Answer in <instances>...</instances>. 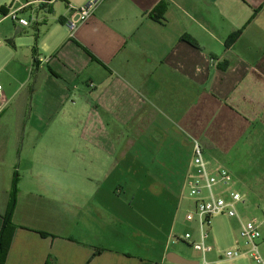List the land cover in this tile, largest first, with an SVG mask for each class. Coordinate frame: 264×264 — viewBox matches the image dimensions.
I'll return each instance as SVG.
<instances>
[{
	"label": "crops",
	"instance_id": "1",
	"mask_svg": "<svg viewBox=\"0 0 264 264\" xmlns=\"http://www.w3.org/2000/svg\"><path fill=\"white\" fill-rule=\"evenodd\" d=\"M28 1L0 0V192L18 176L6 264H200L170 248L197 229L193 142L212 171L250 156L264 126V0H103L72 35L70 6L88 0L26 6L24 27L8 13ZM164 199L165 237L146 215L160 218Z\"/></svg>",
	"mask_w": 264,
	"mask_h": 264
},
{
	"label": "built area",
	"instance_id": "2",
	"mask_svg": "<svg viewBox=\"0 0 264 264\" xmlns=\"http://www.w3.org/2000/svg\"><path fill=\"white\" fill-rule=\"evenodd\" d=\"M55 0L28 1L20 8L9 7L8 17L21 26H28L29 21L18 17V12L29 5L50 4ZM103 0H88L81 7L70 6L71 15L66 20V26L71 35L96 11ZM2 85H0V113L6 106L1 99ZM232 174L226 168L212 171L205 157L204 148L197 140L193 142V155L188 174L185 178L184 189L188 196L193 199V209L188 211L187 220L197 223L198 238L194 239L191 232H186L182 239L194 251L200 255V264H215L210 255L215 251L214 245L209 242L211 238L212 218L218 215H226L236 218L240 225V237L244 241L245 249L235 247L227 250L219 258L234 260L236 258H249L254 264H264L262 251L264 229V205L260 207L261 216H252L244 220L238 205L245 201V195L238 191L218 190L219 187H227L232 182Z\"/></svg>",
	"mask_w": 264,
	"mask_h": 264
},
{
	"label": "rangeland",
	"instance_id": "3",
	"mask_svg": "<svg viewBox=\"0 0 264 264\" xmlns=\"http://www.w3.org/2000/svg\"><path fill=\"white\" fill-rule=\"evenodd\" d=\"M260 130L253 135L251 143L252 148L250 150V156H245L242 162H238L233 160L229 165H226L225 168L232 174L233 180L227 187H219L218 190H228V191H238L240 193L247 194L249 192L248 200L244 207H239V212L241 217L244 220H248L252 216H261L262 212L260 207L264 205V126H259ZM243 166L246 167V170L249 169V173L245 171L246 179L244 181V187H248L247 192L238 184L239 180V168ZM252 177V180H249ZM244 179V178H243ZM186 198L192 200L187 192H185ZM246 197V196H245ZM166 202V203H165ZM193 200L190 202L192 204ZM163 211L161 213V217L159 218V213L156 215V219L154 217L153 212L149 211L146 213L148 217V221L153 222L156 226L161 225L163 228L162 234L164 237L166 236V232L168 229V225L170 222V212L168 209L171 207L170 204L167 205L166 199H164ZM193 209L191 206L189 210ZM241 210V211H240ZM185 210L182 211V215L184 216ZM211 238L209 242L214 245L216 252H214L217 264H254V262L249 258H238L234 260H224L219 259L218 256H222L227 250L233 249L235 246H240L241 248H245L244 241L240 237V225L236 218H230L226 215H218L212 218L211 225ZM193 233L196 231L197 236H199L198 231L195 228L190 229ZM187 230L182 228L178 230V236L184 235ZM157 232H159L157 230ZM191 232V233H192ZM192 233V235H193ZM177 235V234H176ZM156 236H161L158 233ZM172 250H176L181 253H189L192 257H197L191 247L187 246L185 242L178 237H173L171 247ZM262 251L264 253V229H263V241H262ZM125 252V251H124ZM214 258V257H213Z\"/></svg>",
	"mask_w": 264,
	"mask_h": 264
},
{
	"label": "trees",
	"instance_id": "4",
	"mask_svg": "<svg viewBox=\"0 0 264 264\" xmlns=\"http://www.w3.org/2000/svg\"><path fill=\"white\" fill-rule=\"evenodd\" d=\"M18 176L14 175L12 178L9 191L2 194L0 192V216L3 219V224L0 230V264H6V259L11 247L14 232L17 228L13 221L14 211L17 205L18 197ZM42 235H45L42 233ZM101 252L98 249L94 252V255Z\"/></svg>",
	"mask_w": 264,
	"mask_h": 264
},
{
	"label": "water",
	"instance_id": "5",
	"mask_svg": "<svg viewBox=\"0 0 264 264\" xmlns=\"http://www.w3.org/2000/svg\"><path fill=\"white\" fill-rule=\"evenodd\" d=\"M23 32L24 31H23L22 27L16 26L14 31H13V33H12V36L7 40V42L9 44H13L16 39L21 37ZM167 259H168V261H170L172 263H176V264H197V262H195V261L184 259V258H182V257H180V256H178L177 254H174V253H170L167 256Z\"/></svg>",
	"mask_w": 264,
	"mask_h": 264
}]
</instances>
